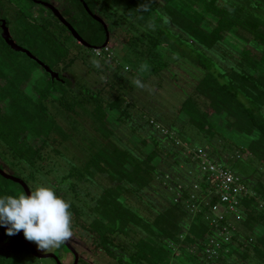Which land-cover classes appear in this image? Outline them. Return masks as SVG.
Masks as SVG:
<instances>
[{
  "label": "trees",
  "instance_id": "1",
  "mask_svg": "<svg viewBox=\"0 0 264 264\" xmlns=\"http://www.w3.org/2000/svg\"><path fill=\"white\" fill-rule=\"evenodd\" d=\"M101 1H125L127 22L139 16L143 28L137 36L127 33L121 56L108 55L93 89L48 81L30 92L0 78V123L10 122L16 145L28 140L22 153L40 162V171L50 168L45 175L55 176L56 194L71 205L72 234L88 244L91 263L264 264V0ZM79 6V35L100 49L104 27ZM89 6L112 20L108 30L117 38L115 14L99 0ZM30 33L51 59L65 61L48 27ZM130 56L132 68L122 64ZM198 149L250 190L237 213L218 224L213 207L219 198L201 171ZM234 158L256 169L243 178ZM7 182L15 186H0V195L23 192ZM229 222L226 242L219 229ZM4 239L0 264H30ZM211 239L219 245L213 255L207 253Z\"/></svg>",
  "mask_w": 264,
  "mask_h": 264
},
{
  "label": "rangeland",
  "instance_id": "2",
  "mask_svg": "<svg viewBox=\"0 0 264 264\" xmlns=\"http://www.w3.org/2000/svg\"><path fill=\"white\" fill-rule=\"evenodd\" d=\"M102 8H106L109 9V11L113 14H115V18H117L118 20H120V29L119 31H117V38L116 37H112L111 36V40H110V44L108 45L109 48V52H106L104 49H102V57H99L96 55V52H94L93 49H86V48H82L81 46H78V57H77V62L76 65L72 67V69L70 70V74L73 77V82L74 84L77 85V87L81 86H88L89 88H94L96 81L99 82V77H98V71L101 69V67L106 64L107 62H109V60L107 59L108 55L112 54L111 57H113V54L115 52V56L120 57V52H124L125 51V43L128 40V35L130 36H137L138 32L137 29L142 30V25L139 23V16H136V19H131L130 22H127L125 19H122V17H124V15H122L124 12H126V2L122 1L120 4L116 5V6H109L111 4L110 1H101L99 0ZM113 4V3H112ZM108 5V6H107ZM105 21V23L110 26V29H112V24L110 19H103ZM133 20V21H132ZM133 22V24L137 27H133L131 26V23ZM15 27V35L18 39H23V41L25 43H32L31 40L29 38H27L24 34L23 31H19L18 29L20 28V23H16L14 25ZM60 33H64L61 31V29L59 30ZM64 35V34H63ZM44 51V50H43ZM117 51V52H116ZM46 52V50L44 51ZM49 52V50L47 51ZM7 53L3 50L1 51V55L0 56V73H2V71H4V73H2L0 75V78L5 79L6 81H8L7 79L9 78L10 80L13 79L12 81H14V84L16 86H22L23 87H30V89L28 91H32L33 89L31 88L32 86H34L35 84H38V86L40 85L42 89H44V87H46V82L44 81V79L42 78V71L39 70L31 61H29L27 58H25L22 55L16 54V53H11V54H7L9 56L8 59H5V56ZM48 53H46L47 55ZM123 55V54H122ZM122 64L125 66H129V67H134L135 66V60L132 59V57L130 56V58L128 57L126 60L122 59ZM176 67V66H175ZM27 70V72L29 71V73H24V71ZM32 73V74H31ZM16 74H18L17 76L22 75L20 78H18L17 76H15ZM43 80V81H41ZM10 83V82H8ZM39 86V87H40ZM97 87H99V85H97ZM12 89V87H10ZM17 88V87H15ZM33 93V92H32ZM37 99V98H36ZM47 107L52 111V113H54V106L53 103H51L50 101L46 103ZM5 110L2 111V113H4ZM4 119V117H3ZM59 119V118H58ZM5 121L7 123H5ZM2 123H0V132H2V134H0V162H2L3 164L6 165V168L9 169L10 171H12L13 173H15V175H19L22 176L25 180H27L28 186L30 187L31 190L36 189L39 186H50L52 187L54 190H56L57 186L56 184L54 185L55 182H58L57 179L55 178L54 175L48 177L47 175H45V171H47L48 167H46L45 171H40V162L36 161V163L33 164L32 160L30 161V157L26 158L25 155H23L22 151L23 148L22 147L24 144L26 143L28 140H26L23 143H19V145H16V138L19 137L16 135L18 134H14L15 129L11 126L10 122L8 120H5ZM61 121V120H60ZM2 127L4 128H1ZM220 132H225L226 128H221L219 130ZM235 138V137H234ZM237 141L240 142V144L245 143L244 139L242 138H236ZM21 142V141H20ZM227 153V152H226ZM223 153L224 159L228 160V155L229 153ZM231 155V154H230ZM239 160V158H234L233 160V164L235 167V171L237 173H239L240 175L243 174H248L253 172V168L254 170L256 169V166L254 164H250V163H245V162H240V161H236ZM236 161V162H235ZM50 165V164H49ZM63 167L65 168L66 165L64 164ZM1 177V176H0ZM243 178H245V176L243 175ZM29 179V180H28ZM6 179L4 178H0V186H4L7 185V181H5ZM31 180V181H30ZM34 181V182H33ZM12 182V181H9ZM251 182L254 184L256 181L254 178L251 179ZM15 183V182H12ZM10 186H15L11 183ZM17 184V183H15ZM19 185V184H18ZM21 186V185H19ZM22 188V186H21ZM23 189V188H22ZM18 192V195L20 193H25L24 189L23 192L20 189L16 190ZM26 194V193H25ZM0 237L1 238H5L4 240L7 243H10L11 245H13V243H15L14 245L18 248L20 247V253H19V257L21 259H26L30 264L34 263V264H56V262H54V260L52 259H39L37 258L33 253H31V255L28 253V249H24L22 247V245L13 242V239H11V237L7 236L2 230H0ZM72 238V241H74V243L76 244H72L73 247L75 248V250L77 251V253L82 257V262L81 264H96L95 261H93L91 263V259H89L88 257H86V254H91V256H93V254L90 252L89 250V246L88 244L81 238H79V236L72 234V236L70 237ZM33 243V245L35 246L36 250L40 253V254H56V250H61L63 253L68 252L71 254H73V251L70 248H62V244L57 247H49L46 250H42L38 247V245L31 241ZM3 246V243L1 244ZM14 246V247H15ZM3 249V252H10V250L8 249L9 246L6 245V247H1ZM12 248V247H10ZM69 249V250H68ZM1 252V250H0ZM58 252V251H57ZM70 254L64 255V259L63 262L64 264H73L74 263V257L70 256ZM33 255V256H32ZM58 256V255H57ZM60 256V255H59ZM94 259L96 260V256H94ZM97 261V260H96ZM32 262V263H31Z\"/></svg>",
  "mask_w": 264,
  "mask_h": 264
},
{
  "label": "flooded vegetation",
  "instance_id": "3",
  "mask_svg": "<svg viewBox=\"0 0 264 264\" xmlns=\"http://www.w3.org/2000/svg\"><path fill=\"white\" fill-rule=\"evenodd\" d=\"M79 4H81V8H83V10L89 14L90 0H0V55H1V51L4 50L7 54L16 53L24 56L29 61H32L36 65H38L39 67L38 69L42 71L41 79H44L45 82L50 81L53 84L59 83L65 86H67V83L69 82L74 84L73 77L70 74V70L72 69L73 66L76 65V62L78 60L77 59L78 46H81L82 48H86V49H91V48H88L79 43V41L73 36L69 28L66 27L61 20L58 19L55 11H58L61 17L78 32V28H77L78 23L83 16V12L81 11ZM47 5H51L52 7H54V10L49 8ZM16 23L18 24L20 23V28L18 30L23 31V34L27 38H29L32 43L29 44L25 43L23 39H18L16 37L15 35L16 29L14 27ZM37 26L48 27L50 33H52V35L58 38L57 41L60 43L61 48L66 53V59L64 62H57V60L51 59L49 57L50 54L48 52H44L45 49H42L40 47V44L38 43L37 39L32 38V35H30L31 34L30 30L32 31V29ZM60 29L62 32H64L63 33L64 35L60 33L59 31ZM110 40H111V36H110ZM110 40H109V44H110ZM12 44L15 46L18 45L22 49L29 51L32 55H34L37 59H39L42 63H44L46 66L50 68V70L53 73V76L50 73H48L42 66H40L38 63L33 61L27 54L21 51H16L12 47ZM40 52H42L43 56H40L41 55ZM46 53L48 54L46 55ZM7 54L3 56L5 57V59L9 58ZM0 165L7 174L22 179L21 177L16 176L15 173L7 169L6 165L3 164L2 162H0ZM22 180L24 181V179ZM30 191L32 190L30 189ZM0 230L5 231L4 229L1 228ZM20 237L24 238L22 235H20ZM29 242L33 245L31 241ZM67 244H69L77 253V251L72 245V244H76L74 243V241H72V238H69L67 242L63 243V245L65 246L64 249L69 248ZM33 247L35 248L34 245ZM37 253L40 254L38 251ZM56 254L58 255L56 256L58 257L61 264H64L63 254L67 255L70 253L69 251L63 253L61 250H56ZM40 255H46V254H40ZM70 256L74 257L73 264H79V262L82 260V257L79 254H78L79 261L77 263L75 260V254L71 253ZM36 257L39 259H52V258H40L38 256ZM54 262L56 261L54 260Z\"/></svg>",
  "mask_w": 264,
  "mask_h": 264
},
{
  "label": "clouds",
  "instance_id": "4",
  "mask_svg": "<svg viewBox=\"0 0 264 264\" xmlns=\"http://www.w3.org/2000/svg\"><path fill=\"white\" fill-rule=\"evenodd\" d=\"M135 83L143 86L139 80ZM70 207L50 186H39L30 194L0 195V227L9 236L22 231L42 250L59 247L72 236Z\"/></svg>",
  "mask_w": 264,
  "mask_h": 264
},
{
  "label": "built area",
  "instance_id": "5",
  "mask_svg": "<svg viewBox=\"0 0 264 264\" xmlns=\"http://www.w3.org/2000/svg\"><path fill=\"white\" fill-rule=\"evenodd\" d=\"M105 50L109 51V48L107 47ZM95 52L99 55L101 51L96 49ZM197 158L200 161L201 171L206 176V182L213 188L212 194L219 198L218 203L213 207L215 222L218 224L226 219V215L237 213L241 202L240 198L250 195V190L229 167L215 162L205 150L198 149ZM229 224V227L219 229V236L224 237L226 242L230 241L232 224L230 222ZM210 245L213 248L207 253L216 254L219 247L218 243L211 239Z\"/></svg>",
  "mask_w": 264,
  "mask_h": 264
},
{
  "label": "water",
  "instance_id": "6",
  "mask_svg": "<svg viewBox=\"0 0 264 264\" xmlns=\"http://www.w3.org/2000/svg\"><path fill=\"white\" fill-rule=\"evenodd\" d=\"M49 8H51L52 10H54V7H52L51 5H47ZM56 13V16L58 17L59 20L62 21V23L69 28V30L72 32L73 36L79 41L80 44L88 47V48H91L93 50H96V48L94 49V47L90 44H88L79 34L78 32L71 26L69 25L62 17L61 15L58 13V11H55ZM89 14L93 17L94 20H96L99 24H101L103 27H104V30L106 32V36H107V40L106 42L104 43V45L100 48V49H105L108 47V44H109V40H110V33H109V30H108V26L107 24L100 18L98 17L97 15H94L93 13H91V11H89ZM12 47L16 50V51H21L25 54H27L33 61H35L36 63H38L40 66H42L48 73H50L52 76H53V73L52 71L50 70V68L48 66H46L44 63H42L39 59H37L34 55H32L29 51L27 50H24L22 49L21 47H19L18 45H13L12 44ZM58 76V75H57ZM0 176L6 180H9V181H12V182H15L19 185L22 186V188L24 189L25 193L26 194H30V189L28 187V185L20 178H17V177H14L10 174H7L3 168L1 167L0 165ZM1 229H4L6 231V228L5 227H0ZM14 236L16 239L22 241L24 244H26L28 246V248L32 251V253L35 255V256H38L40 258H52L53 260L56 261L57 264H61V262L59 261L58 257L55 255V254H46V255H40L37 253V251L35 250V248L33 247V245L28 241V240H25L24 238L20 237V235L18 234H15V235H12ZM67 246L73 251V253L75 254V260H76V263L79 261V256L78 254L74 251V249L69 245L67 244Z\"/></svg>",
  "mask_w": 264,
  "mask_h": 264
}]
</instances>
